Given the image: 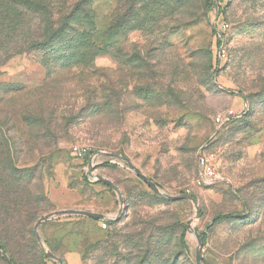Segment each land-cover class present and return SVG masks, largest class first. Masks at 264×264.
<instances>
[{
  "label": "rangeland",
  "instance_id": "1",
  "mask_svg": "<svg viewBox=\"0 0 264 264\" xmlns=\"http://www.w3.org/2000/svg\"><path fill=\"white\" fill-rule=\"evenodd\" d=\"M27 2L38 13L24 12L17 34L53 14L61 26L69 19L70 37L95 35L103 52L71 73L58 71L64 61L52 62V50L20 41L0 60V122L20 167H35L34 193L45 199L38 221L60 211L106 220L43 223L46 253L64 264H142L139 246L145 264H196L201 240V264H264V0H214L211 11L205 0ZM129 22L139 30L124 36L118 24ZM229 110L241 119L220 127ZM199 153L213 157L206 184ZM97 154L94 175L119 189L123 205L87 177ZM124 159L161 193L193 197L200 217L193 202L152 191Z\"/></svg>",
  "mask_w": 264,
  "mask_h": 264
},
{
  "label": "trees",
  "instance_id": "2",
  "mask_svg": "<svg viewBox=\"0 0 264 264\" xmlns=\"http://www.w3.org/2000/svg\"><path fill=\"white\" fill-rule=\"evenodd\" d=\"M27 1L0 0V60L2 56L9 58L16 55L21 50L16 44L20 41L25 45L31 44L33 47H45L52 50L50 55L52 62L64 61V64L63 62L58 63L63 64L58 68V71L64 72L66 70L67 73H71L82 62L84 63L89 59L93 63L95 58L103 53L95 45V35L74 34V37H70L67 34L69 19L61 26V22L54 20L53 14L45 13L44 17H37L33 29L29 27L28 33L17 34V30L23 25L24 12L38 13V11H33V8L37 9L39 6H34V3L30 2L34 6L31 7ZM27 3L30 8L27 7ZM213 7L214 0H205L206 11H211ZM136 18H139V15L134 14L131 16V19ZM79 23L80 21L77 18L75 24ZM134 24L130 25V22L126 26L118 24V30L126 36L139 30L138 24ZM146 26L155 28L157 24L150 21ZM73 32L75 33L74 30ZM73 32L71 31V33ZM29 36L31 40L28 38ZM211 62L210 57L208 70H211ZM211 80L209 79L208 85L211 84ZM6 126L7 119L4 124L0 122V250L3 252V255H0V264H7L6 259L11 264H43L48 258L36 241L34 226L41 217V205L45 202V199L43 195L36 196L34 193L33 181H35V178L31 175L35 167H20L14 140L9 135L11 129ZM90 159L91 157H87L86 160L89 161ZM244 207H247L246 204H244ZM225 218H215L213 223ZM41 241L44 244L42 239ZM125 241L127 242L128 239ZM179 241L183 250L184 232L181 233ZM143 249L136 246L133 250L136 251V259L145 264L147 253H144ZM114 251L117 253V248H114ZM129 263H132V260Z\"/></svg>",
  "mask_w": 264,
  "mask_h": 264
},
{
  "label": "water",
  "instance_id": "3",
  "mask_svg": "<svg viewBox=\"0 0 264 264\" xmlns=\"http://www.w3.org/2000/svg\"><path fill=\"white\" fill-rule=\"evenodd\" d=\"M100 155H102V154H97V155H95L94 157H92L90 159V162H89V165H88V169H87V177L90 178V179L94 178V179H96V182H98L100 184H103V185L107 186L109 189H111L117 195L120 204L123 205V197H122L121 192L117 189V187L115 185H113L110 181H108V180H106V179H104L102 177L94 175V163L97 161V159L100 157ZM109 156L111 158H115V159L121 158V157L116 156V155H109ZM125 161L129 165V167L132 169L133 173L137 177H139L156 194L161 195V196H163V197H165L167 199L173 200V201H182V200H184V201L193 202L194 207H195L196 212H197L196 219H198L200 217L198 202L193 197L185 195V196H182V197L174 198V197H170V196H167V195L161 193L158 190V188L156 187V185L154 183H152V181H150L149 179L144 177L142 174H140V172L128 160L125 159ZM58 216H64V217L76 216V217H83V218L91 219V220H94V221H106L101 215L95 214V213L86 212V211H60V212H55V213L49 214L46 217H44L41 220H39L34 226V234H35L36 241H37L38 245L41 247V249L44 251L46 256L48 258H50L51 260H53L54 262L59 263V264H63L62 261L59 258H57L54 255L46 253L45 248H44V246L42 244V241H41L39 233H38V228L43 223H45L47 221H50V220H52V219H54L55 217H58ZM200 245H201V240H198V249L196 251V264H201V258H200V255H199ZM0 255H3V252L1 250H0ZM6 262H7V264H11L10 261H8V259H6Z\"/></svg>",
  "mask_w": 264,
  "mask_h": 264
},
{
  "label": "built area",
  "instance_id": "4",
  "mask_svg": "<svg viewBox=\"0 0 264 264\" xmlns=\"http://www.w3.org/2000/svg\"><path fill=\"white\" fill-rule=\"evenodd\" d=\"M224 53L223 51L219 52V57H223ZM242 113H236L233 110H229L225 112L223 115H220L219 117L216 118V123L220 127H224L229 125L231 122L236 121L241 119ZM213 157L211 156H206L204 153H199L197 156V167L199 170V175H200V181L199 184L202 182L203 184L208 183L209 181H212L215 172H214V167L212 164V159Z\"/></svg>",
  "mask_w": 264,
  "mask_h": 264
},
{
  "label": "crops",
  "instance_id": "5",
  "mask_svg": "<svg viewBox=\"0 0 264 264\" xmlns=\"http://www.w3.org/2000/svg\"><path fill=\"white\" fill-rule=\"evenodd\" d=\"M234 111V110H233ZM234 112H236V113H241V112H237V111H234Z\"/></svg>",
  "mask_w": 264,
  "mask_h": 264
}]
</instances>
